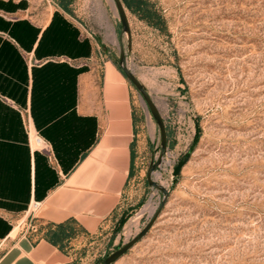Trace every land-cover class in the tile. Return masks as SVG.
<instances>
[{
    "label": "rangeland",
    "instance_id": "rangeland-1",
    "mask_svg": "<svg viewBox=\"0 0 264 264\" xmlns=\"http://www.w3.org/2000/svg\"><path fill=\"white\" fill-rule=\"evenodd\" d=\"M151 2L166 32L126 9L129 36L113 0L71 3L70 15L117 65L123 46L167 137L151 175L165 195L147 181L160 129L130 83L138 118L137 167L127 187L133 210L117 233L112 226L84 236L71 256L75 264H102L158 211L148 232L111 264H264V0ZM148 203L154 210L125 228Z\"/></svg>",
    "mask_w": 264,
    "mask_h": 264
},
{
    "label": "crops",
    "instance_id": "crops-1",
    "mask_svg": "<svg viewBox=\"0 0 264 264\" xmlns=\"http://www.w3.org/2000/svg\"><path fill=\"white\" fill-rule=\"evenodd\" d=\"M68 7L0 0V264H69L47 224L81 225L74 248L135 204L131 84Z\"/></svg>",
    "mask_w": 264,
    "mask_h": 264
},
{
    "label": "trees",
    "instance_id": "trees-1",
    "mask_svg": "<svg viewBox=\"0 0 264 264\" xmlns=\"http://www.w3.org/2000/svg\"><path fill=\"white\" fill-rule=\"evenodd\" d=\"M125 6V8L135 15L138 19L143 20L148 25L159 29L162 32H166L167 26L165 19L158 10L154 3L151 2V0H121ZM72 3V0H58L59 6H61L65 11L69 12L71 11L68 7L69 4ZM56 15V12L54 13ZM119 67V65H117ZM120 69V67H119ZM138 118L135 117V125H137ZM200 130H198L196 135H199ZM196 136V137H197ZM134 158L135 154L133 153L132 158V164H131V170H130V176L134 174ZM142 202L139 203V205ZM138 205V206H139ZM130 212L122 214L117 221L115 222L113 226L114 233H117L122 225L125 223L127 218L129 217ZM87 234V231L82 228L81 225H79L75 220L69 219L67 221L57 223V224H47L46 230L43 232V237L56 246L59 250H61L63 253L67 255H71V252L69 249L71 246L69 245V242L71 239L75 238L77 235L80 234ZM77 263V259H73L70 264Z\"/></svg>",
    "mask_w": 264,
    "mask_h": 264
},
{
    "label": "water",
    "instance_id": "water-1",
    "mask_svg": "<svg viewBox=\"0 0 264 264\" xmlns=\"http://www.w3.org/2000/svg\"><path fill=\"white\" fill-rule=\"evenodd\" d=\"M116 9L119 15V20L121 23L122 31L126 32L127 36H129V22L127 18V11L126 8L121 0H113ZM119 67L121 71L123 72L124 76L127 78L129 83H131L142 95L148 110L151 112L153 117L155 118L156 122L158 123L159 129H160V135H161V149L160 154L155 162H152L147 170V181L155 186L156 188L162 190L164 194H167V190L163 189L160 185H158L155 181L152 180L151 175L153 170L159 165V163L162 160V156L164 153V150L167 148V137H166V129L164 125L163 118L159 112V109L157 108L156 104L154 103L151 96L148 94L146 89L144 88L143 84L139 81L137 76L133 73L131 69H129L126 66L125 62V49L121 45L120 47V55H119ZM186 162V159L178 161L176 166L173 169V176H177L181 170V167ZM164 202V198L162 200V203ZM158 211L155 213L153 218L149 220V222L144 226V228L133 238L123 243L120 247H118L116 250L111 252L109 255L105 257L102 264H111L115 262L118 258H120L123 254H125L132 246L135 245L151 228V226L154 223L155 217L157 216Z\"/></svg>",
    "mask_w": 264,
    "mask_h": 264
},
{
    "label": "bare ground",
    "instance_id": "bare-ground-1",
    "mask_svg": "<svg viewBox=\"0 0 264 264\" xmlns=\"http://www.w3.org/2000/svg\"><path fill=\"white\" fill-rule=\"evenodd\" d=\"M111 64H112V63H111ZM112 65H113V64H112ZM35 142H36V141H35ZM34 208H35V206H34ZM143 210H148V211L152 212V211L154 210V206H153L151 203L146 204V206H145L143 209L139 210V211L137 212V214H136L134 217H132V218L130 219V221H129L128 224L125 226V228L130 229L129 227L132 226V224H134V223L137 221V218L139 217L140 213H141ZM125 231H126V230H125ZM12 234H14V232H13Z\"/></svg>",
    "mask_w": 264,
    "mask_h": 264
},
{
    "label": "built area",
    "instance_id": "built-area-1",
    "mask_svg": "<svg viewBox=\"0 0 264 264\" xmlns=\"http://www.w3.org/2000/svg\"><path fill=\"white\" fill-rule=\"evenodd\" d=\"M36 143L40 144L42 148H47V143L38 134L34 135Z\"/></svg>",
    "mask_w": 264,
    "mask_h": 264
}]
</instances>
